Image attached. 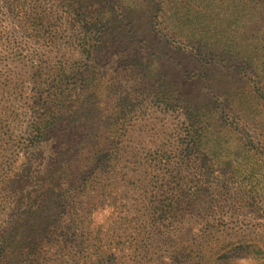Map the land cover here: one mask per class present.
Instances as JSON below:
<instances>
[{
    "label": "rangeland",
    "instance_id": "rangeland-1",
    "mask_svg": "<svg viewBox=\"0 0 264 264\" xmlns=\"http://www.w3.org/2000/svg\"><path fill=\"white\" fill-rule=\"evenodd\" d=\"M223 2L189 42L183 0H0V238L23 264H264V0Z\"/></svg>",
    "mask_w": 264,
    "mask_h": 264
},
{
    "label": "trees",
    "instance_id": "trees-1",
    "mask_svg": "<svg viewBox=\"0 0 264 264\" xmlns=\"http://www.w3.org/2000/svg\"><path fill=\"white\" fill-rule=\"evenodd\" d=\"M9 1L14 3V5L17 6L18 1L20 0H9ZM183 1L185 5L184 15L187 17H185V21L183 22L184 28L181 29L180 31L182 35L184 36V39L189 42L195 40L194 29L192 28H194V24L198 22L200 15H203L208 10H212V11L223 10L224 8L229 6V4L224 3L223 0H205V1L201 0L203 3L198 4L197 8L199 9L194 10V5L198 3L197 0H183ZM246 3L247 2H245V4ZM233 9H235V5L232 6L231 10ZM161 12H162L161 14H158L160 17V22H162L164 25L166 23L169 27V31L174 35L175 33L179 31V28L170 27L172 22L169 20L171 17V13H169L168 5H167V10H164ZM236 12L233 14H229L228 20L226 21L230 29H232L231 26L234 27L236 25H239L240 23H242L244 19H247L244 13H240L238 15L236 14ZM122 14L123 16L126 15L125 13H122ZM76 15L80 17L79 22H81V25L84 31V37H83V41L81 44L82 52L86 53L87 57H91V56L101 57L104 51L103 49H101L102 40H103V30L105 29V26L106 27L111 26L112 21H113L112 18L114 15L100 12L97 9H94L93 11H89V12L79 13ZM165 28H166V25H165ZM242 38L246 39V37H242ZM242 38L232 34L228 37L227 42H229L230 46L234 47V49H240L243 52L241 53L244 56V43L242 41L243 40ZM216 48H219L220 55H223V56L230 55V57H239L237 54L234 53L235 50L232 51L231 49H222L220 48L219 45H215L211 47L212 50H215ZM90 78H91L90 74L87 73V75L85 77H82L81 80H88ZM63 79H64V75H61L60 80H63ZM225 100L228 105L232 106V108L235 106V101L229 102L227 101V99ZM39 131L40 129L38 130V132ZM6 242H7V239L0 238V264H21V263L23 264L25 263L28 256L24 257V254L17 249L16 250L7 249L9 245H6ZM34 255L35 254L32 253V256Z\"/></svg>",
    "mask_w": 264,
    "mask_h": 264
}]
</instances>
